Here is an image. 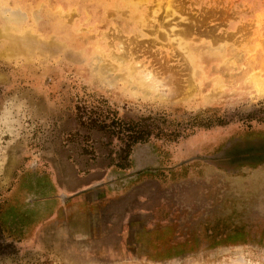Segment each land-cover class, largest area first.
Wrapping results in <instances>:
<instances>
[{
	"label": "rangeland",
	"instance_id": "1",
	"mask_svg": "<svg viewBox=\"0 0 264 264\" xmlns=\"http://www.w3.org/2000/svg\"><path fill=\"white\" fill-rule=\"evenodd\" d=\"M242 137L264 0H0V264H264Z\"/></svg>",
	"mask_w": 264,
	"mask_h": 264
},
{
	"label": "flooded vegetation",
	"instance_id": "2",
	"mask_svg": "<svg viewBox=\"0 0 264 264\" xmlns=\"http://www.w3.org/2000/svg\"><path fill=\"white\" fill-rule=\"evenodd\" d=\"M233 142H235L233 144ZM231 148H234L233 151L227 152V150L230 148L225 149L227 146H229ZM255 147H257L258 149H256ZM255 148V149H253ZM261 148H264V138L262 137H253V138H235L234 140H228L216 153H214L213 155H215V159L218 158V161H220L219 159H221V161L218 163H216L217 165H220L221 167H227V164L224 163L225 159L228 160V157L234 159L235 161H239L240 163H243L244 160L246 163H252L255 162V160H251L250 158L252 157H257L256 159H260L262 161H264V149L261 150ZM225 149V150H224ZM237 149H243L245 150L244 153L239 154L240 150ZM218 153V154H217ZM240 156V158L238 157ZM223 161V162H222Z\"/></svg>",
	"mask_w": 264,
	"mask_h": 264
},
{
	"label": "trees",
	"instance_id": "3",
	"mask_svg": "<svg viewBox=\"0 0 264 264\" xmlns=\"http://www.w3.org/2000/svg\"><path fill=\"white\" fill-rule=\"evenodd\" d=\"M102 123H104V122H102ZM136 138H137V137H133L132 140H136Z\"/></svg>",
	"mask_w": 264,
	"mask_h": 264
},
{
	"label": "bare ground",
	"instance_id": "4",
	"mask_svg": "<svg viewBox=\"0 0 264 264\" xmlns=\"http://www.w3.org/2000/svg\"><path fill=\"white\" fill-rule=\"evenodd\" d=\"M190 58H191V56H190ZM136 72V71H135ZM138 77V76H137ZM146 79H147V77H145ZM135 83V82H134ZM144 87V86H143ZM137 91H138V89H137ZM140 91V90H139ZM143 91V90H142Z\"/></svg>",
	"mask_w": 264,
	"mask_h": 264
}]
</instances>
